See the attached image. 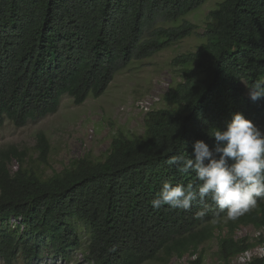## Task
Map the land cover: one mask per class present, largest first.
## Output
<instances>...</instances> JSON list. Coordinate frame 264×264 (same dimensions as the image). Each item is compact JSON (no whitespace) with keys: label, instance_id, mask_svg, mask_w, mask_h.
<instances>
[{"label":"trees","instance_id":"trees-1","mask_svg":"<svg viewBox=\"0 0 264 264\" xmlns=\"http://www.w3.org/2000/svg\"><path fill=\"white\" fill-rule=\"evenodd\" d=\"M207 1L0 0V130L56 113L65 96L77 106L99 98L133 61L192 36L205 40L173 60L181 80L164 96L169 106L146 115L142 138L121 133L104 161L74 160L47 179L0 168V258L6 263L33 264L51 253L53 262L67 264L77 255L90 264H169L227 230L219 254L228 264L264 243V234L253 244L236 240L241 227L264 231L261 199L235 220L210 197L194 200L190 211L151 206L165 181L202 183L195 172L180 173L166 161L194 158L197 140L214 149L211 133L226 128L234 113L264 133V98L253 101L247 88L264 80V0H222L199 34L186 17ZM40 143L44 159L45 136ZM201 210L205 215L197 218Z\"/></svg>","mask_w":264,"mask_h":264},{"label":"rangeland","instance_id":"rangeland-1","mask_svg":"<svg viewBox=\"0 0 264 264\" xmlns=\"http://www.w3.org/2000/svg\"><path fill=\"white\" fill-rule=\"evenodd\" d=\"M222 0H208L200 9L186 19L198 26L199 34H204L209 23L213 22L211 13L218 8ZM205 40L199 36L189 37L171 45L153 57L133 61L119 73L110 87L99 98L90 96L80 106L73 99L65 96L61 99L56 113L27 126L17 128L11 122L5 123L0 130V168L16 173L27 170L44 179L68 168L74 160L90 157L104 161L113 139L124 134L142 138L145 134L146 116L136 110V104L142 100L160 102L154 110L167 108L164 96L180 82L178 69L172 63L177 57L195 52ZM47 139L48 153L42 158L43 145L40 136ZM264 231L252 226L241 227L236 232V240L248 239L249 243L258 241ZM227 235V230L216 232L215 237L201 245L194 254L183 258L174 257L169 264H190L202 257L204 264H226L220 257V240ZM51 253H46L33 264H67L53 262ZM235 258V257H234ZM232 258L228 264H233ZM0 264H8L0 258ZM13 264H27L19 258ZM69 264H90L83 256L77 255ZM159 264V263H147Z\"/></svg>","mask_w":264,"mask_h":264},{"label":"clouds","instance_id":"clouds-1","mask_svg":"<svg viewBox=\"0 0 264 264\" xmlns=\"http://www.w3.org/2000/svg\"><path fill=\"white\" fill-rule=\"evenodd\" d=\"M247 88L253 101L264 98V80L258 79ZM210 136L216 142L214 149L197 140L194 158L173 155L166 161L180 173L195 172L202 183L194 188L191 183L185 187L165 181L151 201L154 209L168 205L190 211L194 200L210 197L227 219L235 220L255 207L258 199L264 200V133L242 112H236L226 128H215ZM195 215L203 217L205 211Z\"/></svg>","mask_w":264,"mask_h":264},{"label":"built area","instance_id":"built-area-1","mask_svg":"<svg viewBox=\"0 0 264 264\" xmlns=\"http://www.w3.org/2000/svg\"><path fill=\"white\" fill-rule=\"evenodd\" d=\"M160 102V98L156 97L153 101L142 100L136 104V110L143 113L145 116L154 111L155 105ZM255 259H264V243L258 244L253 248H250L239 255H237L233 264H250Z\"/></svg>","mask_w":264,"mask_h":264}]
</instances>
